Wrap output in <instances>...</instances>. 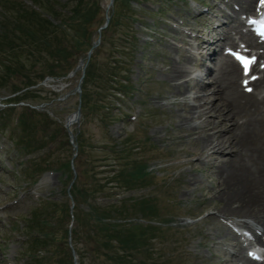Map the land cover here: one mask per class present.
Wrapping results in <instances>:
<instances>
[{"label": "rangeland", "instance_id": "374dc122", "mask_svg": "<svg viewBox=\"0 0 264 264\" xmlns=\"http://www.w3.org/2000/svg\"><path fill=\"white\" fill-rule=\"evenodd\" d=\"M12 1L0 0V12L9 15L21 8ZM18 1L36 7L34 0ZM86 1L93 7L91 12H96L87 31L90 43L73 46L74 34L71 33L67 44L73 54L68 62H55L49 54H43L48 58L42 63H60L68 69L74 68V73L63 77L46 75L36 86L27 88L30 93L25 96L26 91L12 92L13 85L23 86L26 72H14L10 83L0 87V123L6 122L3 128L0 124V264H28L24 255L27 248L23 245L27 231L20 220L38 210L43 202L59 204L57 220L60 221L59 229L54 233V249L58 258L64 260L63 264H80L81 260L83 264H112L97 249L101 243L100 229L93 222H96V213L103 215L106 206L110 207L124 197L130 200L128 203H132L131 199L146 200L155 212L148 215L133 212L134 218L130 222L126 218L123 223L137 228L149 222L144 219H152L155 222L151 225L163 226L151 240V254L145 255L147 251L140 249L141 264H235L238 248L218 234L219 228L230 217L220 213L219 178L212 174L214 164L218 163L217 157H200L196 142L200 136L189 137L188 130L180 127V120L185 116L181 104H194L195 100L190 98L198 95V88L180 95L170 87L175 83L162 73L175 62L184 65L183 58L188 54L190 44L198 43L207 14L196 13L201 4L206 5L205 9L212 7L210 10L215 15L220 12V23L230 20L229 0H114L109 8L110 0ZM57 3L70 11L79 0H57ZM24 12L28 13V10ZM107 13L109 25L103 30L101 43L92 54L95 77L87 83L89 93L94 94L92 102L100 105L99 108H85L79 122L71 126L78 145L76 150L65 126L66 118L79 104L76 87L82 68L76 66L98 39V28ZM4 27L0 25V33ZM187 30L192 33H186ZM206 31L208 28L205 36H209ZM19 36L17 31L13 34L18 43H23V36L20 39ZM13 40H6L9 42L4 50L7 56L20 51L14 48L17 41ZM30 61L32 65L34 58ZM42 63L37 62L34 69L40 70ZM29 64L25 67L32 70ZM186 66L193 70V82L197 84L208 69L195 62ZM183 81L184 78L176 83ZM183 83L185 88L186 83ZM18 97L20 100L16 103L6 104ZM30 104L33 107L28 108ZM33 109L40 114L46 112L48 117L38 115ZM20 114L28 116L27 132L21 137L27 135L25 141H34L32 149L39 147L30 153L17 143L21 132L17 122ZM75 152L74 164L80 186L87 179L88 171H93L98 178L113 176V165L118 164V159L124 168L134 165L136 168L132 170L145 173L144 178L137 179L131 189L110 182L95 197L87 199L80 192L77 198H71L69 193L77 180H74L70 161ZM33 160L40 162L36 166L42 170L33 173V167L29 166ZM49 169L51 171H47ZM122 180L125 183L126 178L122 177ZM73 198L75 208L72 212L76 216L70 215L71 208L66 212L61 207L64 202L72 204ZM63 228L74 229L72 243L66 239L68 234ZM72 247L79 251L76 255ZM67 249L71 250L70 259H67ZM87 249L92 251V256H86ZM55 263L57 260L53 258L46 264Z\"/></svg>", "mask_w": 264, "mask_h": 264}, {"label": "trees", "instance_id": "16d2710c", "mask_svg": "<svg viewBox=\"0 0 264 264\" xmlns=\"http://www.w3.org/2000/svg\"><path fill=\"white\" fill-rule=\"evenodd\" d=\"M12 2L20 4L21 8L19 10L14 9L15 11L9 15H4L3 12H0V23L5 25V27L3 28L4 31L0 33V87L7 86L8 83H10L12 75L15 74L14 72H26L28 75L24 74L25 81L23 86L18 87L16 85H13L14 88L12 92L20 93L26 91L24 93L25 96L30 93V91H27V88L36 86V84L42 81L41 79L45 78L46 75L63 77L74 70V68L68 69V67L61 65L60 63H42V61H45L46 58H48L44 57L43 54H49L48 56L50 58L52 57L55 62H60L62 60L68 62L69 57H71L73 54L69 49V45L67 44L69 38L71 37V33L74 34V40L72 41L73 46L89 44L90 41L89 36H87V31L88 27L91 25L90 22L96 12H91V8H93L92 5L87 3V1L84 2V0H79L78 5L73 7L70 11H67L66 6H57L60 5V3H57V0H52L50 3L47 0L46 2L45 0H34L33 4L36 7L30 6L24 1L19 2L18 0H13ZM26 9L28 10V13L24 12L27 11ZM105 21L106 19H104L102 25L105 23ZM110 25L112 24L110 23ZM100 27L101 26H99V28ZM11 31L14 35L17 31V34H20V36L22 35L23 40L25 41L23 43H21V41L18 43L16 37H13ZM9 38L11 40L14 39V42L17 41L16 44H14V48L20 49L19 52H14V54L12 53L11 56H7L6 52H4L5 45L9 43L6 42V40H8ZM10 46L13 47L12 44ZM91 47L92 45L89 46L87 52ZM31 48H34V50ZM29 49H31V51H29ZM32 51H36V53L39 55L37 56L35 52ZM33 58L34 62L31 65L29 63ZM22 61L24 62L22 63ZM37 62L43 64V67L40 70L34 69V66L37 64ZM28 64L30 65V67H32V70H29L25 67ZM95 69V62L93 61L92 55L91 60L87 66L82 85L83 111L87 107L94 109L95 107L100 105H96V103L92 102L94 94L92 96L91 93H89L90 89L88 88L87 84L91 83V80L93 79V77H95L93 74V70ZM19 98L20 97H18L17 99H11V102L17 101ZM32 111L38 113L34 109ZM38 115L42 117L44 116V118L48 117V114L46 112L43 114L38 113ZM27 121L28 116L24 117L23 114H20L17 122H19V129L21 130V132L20 135H18L17 143L22 147V149L24 148L25 151L30 153L39 149V147H37L36 149H32L31 144L34 143V141H32V143L30 142V140L25 141L27 135L21 137L22 134H25L27 132ZM2 122L0 124L3 128V125H6V122ZM33 136H35V134H33ZM36 161L37 160L31 161L29 165L30 167H33V173H36L37 170H42L40 166H36V163L40 165V162ZM119 162L120 160L118 159V164L113 165L114 169L112 170V172L114 173V175L111 177L105 176L103 178H98L93 171H88L86 177L89 180L85 179L84 184H82L81 186L79 185L80 180L78 179V177L74 182L73 188L70 191L72 196L74 198H77L78 194L81 192V194L85 195L87 199L92 196L95 197L97 193H99L100 191H104L103 189H105L110 182H116L118 186H124L127 189H131L132 187H134L133 185L135 184V181H137V179L144 178L145 173H138L136 172V170H132L133 168H136L134 167V165L130 168H124L123 165ZM122 177L126 178L125 183L123 182ZM102 180H104L103 183L101 182ZM74 198L73 200L75 201ZM128 201L130 200L125 197L123 199H117L115 204L111 205L110 207L106 206V208H104L105 212L103 213V215L102 213H96V222H93L94 226H96L97 229H100L98 235L99 239H101V243H98L97 249L101 254H105L112 264H141L140 261H142L143 259L139 258V255H142L140 254V249L144 252L147 251L145 255L151 254V251L149 250V245L152 244L151 240L156 237L155 232L158 229L163 228V226L151 225V223L140 224V226H138L137 228L133 224L127 225L126 222L123 223L122 221L126 218L129 222L134 218V216L132 218V215H134L132 214L133 212H142V214L147 213L148 215L149 212L152 213L153 211V207L146 200L133 201V199H131L132 203H128ZM61 207L66 212H69L71 208L70 201L69 203L64 202L63 204H61ZM58 208V203L43 202L42 205L38 207V210L36 209L31 211L29 217H23L20 220L24 223L27 231L25 234L27 239L23 241V245H25L27 248V251H25L24 255L25 257H27L26 262H28V264H46L50 262V260L53 261V258H56L57 260V263L55 264L64 263V260H60L58 258V254L54 249V240L56 239L55 232L57 229H59L57 226L60 221L57 220ZM156 209L158 210L157 205ZM71 214L73 216H76L75 212H70V215ZM144 220L150 221L152 219ZM164 221L166 222V220ZM165 222L164 224H166ZM63 230H65V233L69 234V228H67V230L66 228H63ZM74 232L75 231L72 228V236ZM67 234H65V236ZM94 234L95 233L93 232L92 235ZM66 239L68 240V238ZM65 240H63V242L67 243ZM72 240L74 241V238H72ZM151 248L153 250V247ZM43 249L44 252H42ZM77 251L78 250H76V252ZM85 253L86 256L93 255L90 249H87ZM70 258L71 250L67 249V259ZM80 264H83V260L80 261ZM161 264H166V262Z\"/></svg>", "mask_w": 264, "mask_h": 264}, {"label": "bare ground", "instance_id": "6f19581e", "mask_svg": "<svg viewBox=\"0 0 264 264\" xmlns=\"http://www.w3.org/2000/svg\"><path fill=\"white\" fill-rule=\"evenodd\" d=\"M229 3L231 22L220 24L226 36L215 43L219 47L224 42L233 45L235 40L232 36L236 34L246 47L264 48V42L251 30L243 29L246 25L238 17L239 14L256 12L257 0H229ZM211 46L207 37L202 38L196 49L194 46H191L194 50L187 49L184 65L175 62L162 73L175 83H171L170 87L180 95L198 88V95L190 98L195 100L194 104H181L185 116L180 120V127L188 130L189 137L200 136L196 141L200 147V157H217L218 163L214 164L212 174L219 178L220 213L235 217L249 231L251 227L255 231L261 229L262 234L255 235V242L264 246V69H259L260 77L248 81L252 91H246L238 62L221 50L206 56L205 51ZM208 58L214 60L213 67H207L202 83L193 82V70L186 64L195 62L205 68ZM183 78L185 88L183 82L176 83ZM80 98L82 100V93ZM75 123L72 122L69 127ZM218 234L238 248L233 261L235 264H264L244 253L246 247L227 225L223 224Z\"/></svg>", "mask_w": 264, "mask_h": 264}, {"label": "water", "instance_id": "95a60500", "mask_svg": "<svg viewBox=\"0 0 264 264\" xmlns=\"http://www.w3.org/2000/svg\"><path fill=\"white\" fill-rule=\"evenodd\" d=\"M113 3H114V0H110V3H109V5L107 6V8L111 7V5H113ZM107 11H108V9H107ZM109 22H110V16H109L108 13H107V14H106V21H105V23H104V24L98 29V32H99V37H98V39H97L96 41L93 42L92 47H91L90 50L87 52L86 62H84L83 60H81V61L79 62V65L77 66V68H82V75H81V77H80V79H79V81H78L77 87H76V90H77V92L79 93L80 96H81V93H82V83H83V79H84V77H85V72H86V67H87L88 61L90 60V58H91V56H92V53H93L94 49L100 45V43H101V37H102V31H103V29H105V28L108 27ZM81 62H83V63H81ZM73 73H74V71L71 72V73H69L67 76H71ZM81 115H82V100H81V98H80V99H79V104H78V106H77V109L75 110V112H73L72 114H70V115L67 117L66 122H65V126H66V128H67V130H68V132H69L71 142H72V144H73L74 149H76V150H78V145H77V143H75V134L72 133V131L70 130V127H69V126H70V124H71L72 122H76V123L79 122ZM76 156H77V152L74 153V155H73V159H72V161H71L72 169H73V171H74V180L77 178V175H78L77 170H76V168H75V166H74V158H75ZM74 180H73V181H74ZM69 189H70V188H69ZM69 194H70V196H71V198H72L71 193H69ZM71 239H72V237H71V230H70V232H69V242H70V243H71ZM72 250H73V254L76 255V252H75V250H74L73 247H72ZM76 262H77V261H76ZM76 264H77V263H76Z\"/></svg>", "mask_w": 264, "mask_h": 264}, {"label": "snow or ice", "instance_id": "6c2138e0", "mask_svg": "<svg viewBox=\"0 0 264 264\" xmlns=\"http://www.w3.org/2000/svg\"><path fill=\"white\" fill-rule=\"evenodd\" d=\"M262 2H264V0H262ZM255 58H253L254 60ZM252 61H249V60H245L244 64H245V70L247 71L248 69V65L251 63ZM249 91H251V89H249Z\"/></svg>", "mask_w": 264, "mask_h": 264}]
</instances>
